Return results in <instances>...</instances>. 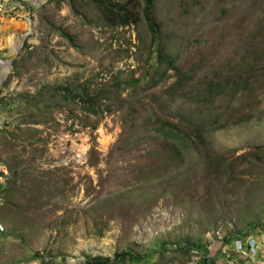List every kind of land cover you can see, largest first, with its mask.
Listing matches in <instances>:
<instances>
[{"label":"rangeland","instance_id":"obj_1","mask_svg":"<svg viewBox=\"0 0 264 264\" xmlns=\"http://www.w3.org/2000/svg\"><path fill=\"white\" fill-rule=\"evenodd\" d=\"M8 1L0 264H189L195 247L219 264V225L264 240V0H154L155 34L144 0H111L128 25L92 0Z\"/></svg>","mask_w":264,"mask_h":264},{"label":"trees","instance_id":"obj_2","mask_svg":"<svg viewBox=\"0 0 264 264\" xmlns=\"http://www.w3.org/2000/svg\"><path fill=\"white\" fill-rule=\"evenodd\" d=\"M92 1L98 7V10L100 11L102 17L105 18L106 20L118 19L119 21L117 24L119 25H128L131 23H136L138 21L135 14L132 11H130L125 6V4H122L120 2H113L111 0H92ZM153 7H154V0H144V8L142 11V16L151 34L160 32L159 22H157L156 18L153 15ZM157 55H158L157 56L158 61L163 59L167 63V67L176 68L173 65V59L170 57V55L166 51L163 52L162 48H158ZM161 79H162V73L160 77L158 78V80L155 82V84H157ZM163 123L164 125L162 126L166 127L168 131H171L172 128L175 127L172 123L168 121L166 122L163 121ZM202 131L204 130H201V132ZM207 131L208 130L204 132H207ZM124 255H128L130 259L132 258L136 261L141 259L140 256H135L131 254L130 252L125 251L120 254H115L113 260H111L109 257H93V258H88L86 262L83 264H113V262L117 261L118 259L121 258V256H124ZM42 264H50V263H42ZM200 264H206V259H203L202 263Z\"/></svg>","mask_w":264,"mask_h":264},{"label":"built area","instance_id":"obj_3","mask_svg":"<svg viewBox=\"0 0 264 264\" xmlns=\"http://www.w3.org/2000/svg\"><path fill=\"white\" fill-rule=\"evenodd\" d=\"M19 9H21V5H19L17 2H9L8 0H0V16L5 15L6 17L13 18L16 17L19 13ZM4 170V169H3ZM1 174L4 175L5 171L2 172V167L0 166V178ZM230 225V224H227ZM222 229L223 224L219 225L217 229L215 230L214 235L217 239L223 240L228 238L229 243L232 244L231 248L224 247L222 248L223 253L233 252L234 254H237L240 256V258L243 260L245 256H253L256 257L259 254V247L258 243L255 241L252 235H245L240 236L236 238H231L229 235H222ZM1 225H0V233H1ZM231 249V250H230ZM190 262L189 264H200L202 263L203 259H206V264H210L208 262H211L208 259V255H205L204 253H200L198 249H191L190 250ZM202 254V255H201ZM254 254V255H253ZM230 256V255H229ZM228 261L233 260L231 258H226Z\"/></svg>","mask_w":264,"mask_h":264},{"label":"crops","instance_id":"obj_4","mask_svg":"<svg viewBox=\"0 0 264 264\" xmlns=\"http://www.w3.org/2000/svg\"><path fill=\"white\" fill-rule=\"evenodd\" d=\"M2 187H3V185L0 186V189ZM253 238L258 243V247H259L260 251H259V254L255 258H253V256H251V258H253L252 263L253 264H264V240H263V237L260 235V236H253ZM226 258H231L233 260L228 261ZM237 259L240 261H238ZM216 261L219 264H244L243 260L240 258L239 255L235 254L234 257H231V256H229L228 253H223L222 251L218 255Z\"/></svg>","mask_w":264,"mask_h":264}]
</instances>
